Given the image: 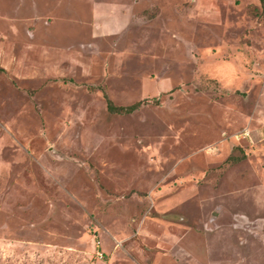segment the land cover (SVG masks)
I'll use <instances>...</instances> for the list:
<instances>
[{
    "label": "rangeland",
    "instance_id": "obj_1",
    "mask_svg": "<svg viewBox=\"0 0 264 264\" xmlns=\"http://www.w3.org/2000/svg\"><path fill=\"white\" fill-rule=\"evenodd\" d=\"M0 264H264L261 0H0Z\"/></svg>",
    "mask_w": 264,
    "mask_h": 264
},
{
    "label": "trees",
    "instance_id": "obj_2",
    "mask_svg": "<svg viewBox=\"0 0 264 264\" xmlns=\"http://www.w3.org/2000/svg\"><path fill=\"white\" fill-rule=\"evenodd\" d=\"M261 1L264 4V0H261ZM136 104L137 103H133V104H130L128 106H117V105H114L113 102L109 98L107 99V107L111 111L121 112V111H125V110H131L136 106Z\"/></svg>",
    "mask_w": 264,
    "mask_h": 264
}]
</instances>
